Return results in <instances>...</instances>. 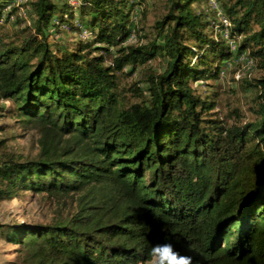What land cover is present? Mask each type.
Here are the masks:
<instances>
[{"label":"trees","instance_id":"obj_1","mask_svg":"<svg viewBox=\"0 0 264 264\" xmlns=\"http://www.w3.org/2000/svg\"><path fill=\"white\" fill-rule=\"evenodd\" d=\"M146 1L0 0V119L37 134L34 158L1 153L0 202L30 192L52 210L0 223L24 264H149L163 243L193 264H264V74L237 79L250 119L220 116L213 90L233 57L264 73V0H216L219 22L208 0H157L148 30Z\"/></svg>","mask_w":264,"mask_h":264},{"label":"rangeland","instance_id":"obj_2","mask_svg":"<svg viewBox=\"0 0 264 264\" xmlns=\"http://www.w3.org/2000/svg\"><path fill=\"white\" fill-rule=\"evenodd\" d=\"M20 1L21 0H16V3H21ZM208 2L211 9L216 12V17L218 19L217 13H221V11L216 0H208ZM207 7L208 5L203 3L200 8L206 9ZM144 8L146 9V20L142 23V25L148 30L155 20L163 13V9L161 3L157 0H147L144 4L136 7L134 13L135 19L138 18V13H140ZM28 13L29 12L26 9H21L19 11V14L21 15L20 18L23 19L25 23L28 21ZM82 35L85 36L86 33L83 32ZM78 39L79 37L76 32H64L60 36L55 37L57 43L61 45H70ZM130 39H133L132 36ZM230 44L232 49L234 44L232 42H230ZM164 66V61L155 60L152 68L154 69V72L160 73L163 71ZM235 67L236 70L234 74H228L227 72L225 74L223 73L221 75V79H219L215 84V88L213 90H217L220 93L219 106L216 111L220 113V116L226 117L230 109L237 108L242 113H245L247 119H250V115L246 113L249 103L248 94L242 91L239 84L240 82H237V79L240 77L258 78L264 73L258 71L256 67L254 68V65L245 55L233 57L226 66L228 70H232ZM137 77L138 76L135 75L133 79H136ZM206 83L212 84L213 82L207 81ZM192 86L195 87L194 84H192ZM197 89L198 91L211 90V88L205 85H201V87H197ZM3 124L8 126L5 131L0 132V141H4V146L0 149V155L1 153L6 152L22 157L23 159L34 158L37 154V134L35 130L24 129L18 124L13 123V120L8 118L0 119V126ZM51 214L52 210L49 208L47 203L41 199L40 195L30 192L21 194L18 198L11 201L0 202V223L47 224L50 221L52 216ZM0 264H24L23 254L20 250H18V247L5 242L1 237Z\"/></svg>","mask_w":264,"mask_h":264},{"label":"clouds","instance_id":"obj_3","mask_svg":"<svg viewBox=\"0 0 264 264\" xmlns=\"http://www.w3.org/2000/svg\"><path fill=\"white\" fill-rule=\"evenodd\" d=\"M149 257V264H193L192 257L176 251L172 243L153 245Z\"/></svg>","mask_w":264,"mask_h":264},{"label":"bare ground","instance_id":"obj_4","mask_svg":"<svg viewBox=\"0 0 264 264\" xmlns=\"http://www.w3.org/2000/svg\"><path fill=\"white\" fill-rule=\"evenodd\" d=\"M217 8H218V6H217ZM221 23L223 24L224 27H227L228 26L227 20L224 19V18H222V17H221Z\"/></svg>","mask_w":264,"mask_h":264}]
</instances>
